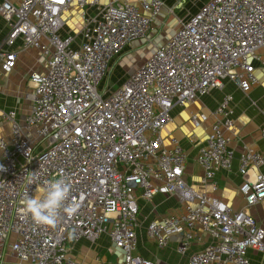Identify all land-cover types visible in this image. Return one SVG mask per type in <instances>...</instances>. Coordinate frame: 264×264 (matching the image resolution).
Returning a JSON list of instances; mask_svg holds the SVG:
<instances>
[{
  "label": "built area",
  "instance_id": "1",
  "mask_svg": "<svg viewBox=\"0 0 264 264\" xmlns=\"http://www.w3.org/2000/svg\"><path fill=\"white\" fill-rule=\"evenodd\" d=\"M103 1L0 0L8 26L0 45L3 73H13L27 50L43 58V70L30 75V110L21 115L20 108H0V128L9 129L0 135V264H79L74 248L103 235L112 251L122 253V261L111 264H155L135 254L142 226L138 200L151 202L160 191L175 196L181 210L149 221V239L162 248L182 232L177 251L185 255L200 228L212 241L190 254L188 264H251L250 248L264 253V228L250 213L264 200V154L255 149L241 154L245 205L234 210L187 183V153L176 139L166 146L162 131L173 108L222 88L224 80L243 92L258 82L264 0H207L117 88L101 85L111 63L149 38L164 2ZM74 8L82 21L76 48L75 36L61 33L64 14ZM232 99L222 98L196 157L201 183L214 190L218 172L230 171L234 161L226 135L233 127ZM207 120L205 114L191 117L195 128ZM29 172H34L30 185ZM57 175L70 181L67 203H76L78 211L62 213L54 227L36 224L19 211L21 202Z\"/></svg>",
  "mask_w": 264,
  "mask_h": 264
},
{
  "label": "crops",
  "instance_id": "2",
  "mask_svg": "<svg viewBox=\"0 0 264 264\" xmlns=\"http://www.w3.org/2000/svg\"><path fill=\"white\" fill-rule=\"evenodd\" d=\"M178 1L179 0H163L164 9L161 14L155 18L150 37L152 35L154 36L158 31L156 35H160L161 33L162 38L166 39V37L163 36L169 35V28H167L169 26V13ZM107 2L108 0L103 1L104 4ZM95 11L96 10H90L92 14H94ZM78 12V9H73L72 16L74 20L75 16L73 14H77L79 17ZM189 16L190 15H187V18ZM187 18L184 19L181 17L180 20H186ZM73 31L78 33L77 30L73 29ZM166 31L167 33H165ZM7 32V22L0 16V45ZM61 33L63 35L66 34L62 31ZM150 37L149 40H151ZM141 42L143 41H137L131 44L111 63V70L115 65H120L122 68L120 70L121 77H119L117 83H115V86L112 88L119 87L126 77L135 71L144 61L145 57L142 55L133 60L131 65H123L124 62L128 60V55L137 50L142 44ZM261 53L263 54V61L255 63V74L258 78V82L249 92H243L234 81L224 80L222 88L212 90L209 94L199 97L187 106H177L173 108L171 112L172 121L162 131L163 143L166 146L172 147V140L176 139L181 148L187 153L184 173V178L187 183L197 191L209 193L211 196L220 199L234 210H240L245 205L242 194L243 178L239 173V158L241 154L247 149H255L264 154V141L261 138V128L264 124V50ZM42 61L43 58L39 51L34 49L27 50L19 55L17 66L13 73L8 76L2 75V77H0L1 109L20 108L22 111L21 115L30 110V98L24 101L20 98L19 91L25 86L24 84H26L28 77H30L33 72L43 70ZM106 79H108V76L105 80ZM3 80L7 82V85L10 84V89H8V86L1 84ZM28 83H30V80ZM31 85L33 84L30 83V86ZM226 94H231L233 97L231 102L233 108V127L226 130V135L229 137V148L233 151L234 161L230 171L223 170L218 172V187L214 190L211 185H204L201 183L203 170L197 163L196 157L200 148L205 145L206 138L215 120L213 113ZM193 114H205L208 116V120L202 122L199 127L195 128L191 121ZM8 130L7 126L2 127L0 135L7 136L9 133ZM254 171L255 170H251L250 173L252 174ZM260 171L264 174V166L260 168ZM138 201L140 204L139 215L142 226L138 231V245L135 254L151 259L155 264H188V257L190 254L204 249L212 241L207 232L200 228H196L194 230L195 240L185 255L177 251L183 236L182 232L172 235L167 246L162 248L159 247L156 242L149 239L146 235L145 227L147 223L154 218H160L171 213L179 212L181 210V204L175 196L168 195L165 191L158 192L151 202L142 199ZM250 213L254 217L256 223L264 228V200L253 206ZM105 240L106 245L99 244V246H87L84 243L87 242L86 240L81 241L76 246L78 250L77 256L80 254L83 260L87 262L86 264H111L121 262V251L118 249L112 251L110 249L111 244L109 239L107 240V238H105ZM74 254L76 256V253ZM248 258L251 264H264V253L256 248H250L248 250ZM78 261L79 264H83L82 261Z\"/></svg>",
  "mask_w": 264,
  "mask_h": 264
},
{
  "label": "rangeland",
  "instance_id": "3",
  "mask_svg": "<svg viewBox=\"0 0 264 264\" xmlns=\"http://www.w3.org/2000/svg\"><path fill=\"white\" fill-rule=\"evenodd\" d=\"M205 1L206 0H179L177 2V4L175 5L176 8L174 10V13H172L171 11L169 13V26L167 27V28H169V35L163 36V37H166V39L169 38L174 33V31L180 26V22L182 21V20H180L181 17H183L185 19V18H187V15L194 14L198 10L200 5L203 4L202 2H205ZM73 15L75 16V20L73 19L72 13H65L64 14L63 19H64L65 24L62 28V32L75 36L76 41H75L73 47L76 48L79 44L78 40L81 39V36H79V32H80L81 27H82V21L79 19L77 14H73ZM72 27L74 30H77L78 33H75L73 31ZM162 32H163V29H162ZM157 33H158V31H157ZM165 33H167V31ZM155 35L154 36L152 35L151 37L149 35L151 40H149V38H148L147 40L141 42L142 44L137 48V50H135L133 53L128 55L129 58L127 61L124 62L123 65H125V64L131 65L133 63V60H135L137 57L142 56V55H144V57H145L144 60H146L151 55V53L154 51V48H156L158 45H160L166 41L165 38L164 39L162 38L161 33H160V35L159 34L156 36ZM121 69L122 68L120 67V65L119 66L115 65L114 68L111 70L110 74L108 75V79H106L101 85L105 86L108 84L110 87H114L115 86L114 84L117 83L119 77H121V72H120ZM0 75H1L0 77H2V75L8 76V74L3 73L2 69H1V63H0ZM0 80H1V78H0ZM29 80H30V77H28L26 84H24L25 86L21 89V91H19L20 98L23 99L24 101H27L30 98V95H31L32 90H33L32 86H30V83H28ZM1 84L8 86V89H10V84L7 85L6 81L3 80V82H1ZM21 113H22V111H21ZM0 130H1V128H0ZM105 238H107V240H108V237L106 235H103L101 240L95 244H90L87 242H84V243L87 246L88 245L99 246V244L100 245L101 244L106 245L105 244V242H106ZM74 251L76 253L77 260H80L83 262V264H86L87 262L85 260H83V258L81 257L80 254L77 256L78 250L76 247L74 248Z\"/></svg>",
  "mask_w": 264,
  "mask_h": 264
},
{
  "label": "clouds",
  "instance_id": "4",
  "mask_svg": "<svg viewBox=\"0 0 264 264\" xmlns=\"http://www.w3.org/2000/svg\"><path fill=\"white\" fill-rule=\"evenodd\" d=\"M0 170H3L2 165ZM29 173L26 175V180L30 185L34 181V172ZM71 191L70 181L62 175H57L47 182L46 187L37 189L36 195L29 196L25 193L19 211L25 216H30L36 224L54 227L62 213L73 215L78 211L76 203H67ZM69 239H74V233L70 234Z\"/></svg>",
  "mask_w": 264,
  "mask_h": 264
},
{
  "label": "bare ground",
  "instance_id": "5",
  "mask_svg": "<svg viewBox=\"0 0 264 264\" xmlns=\"http://www.w3.org/2000/svg\"><path fill=\"white\" fill-rule=\"evenodd\" d=\"M31 86H33V85H31Z\"/></svg>",
  "mask_w": 264,
  "mask_h": 264
}]
</instances>
